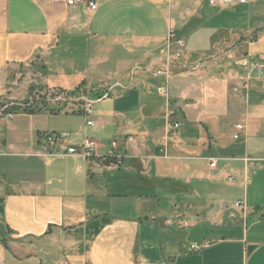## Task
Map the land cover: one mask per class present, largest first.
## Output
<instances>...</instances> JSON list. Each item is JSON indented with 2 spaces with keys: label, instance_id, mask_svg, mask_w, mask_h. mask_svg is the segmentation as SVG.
Segmentation results:
<instances>
[{
  "label": "crops",
  "instance_id": "0c3cea01",
  "mask_svg": "<svg viewBox=\"0 0 264 264\" xmlns=\"http://www.w3.org/2000/svg\"><path fill=\"white\" fill-rule=\"evenodd\" d=\"M94 2L0 0V264H264V0Z\"/></svg>",
  "mask_w": 264,
  "mask_h": 264
},
{
  "label": "built area",
  "instance_id": "2783aa9c",
  "mask_svg": "<svg viewBox=\"0 0 264 264\" xmlns=\"http://www.w3.org/2000/svg\"><path fill=\"white\" fill-rule=\"evenodd\" d=\"M228 3H234L235 0H227ZM240 3H245L246 0H238ZM210 4L215 6L218 2V0H209ZM66 3L69 6H73L77 3H86L92 10L96 9V5L94 0H66ZM161 91H165L164 89H161ZM30 104V103H29ZM28 106V105H24ZM9 109H11V105H6V104H0V117L1 116H7V117H12L13 112H11ZM92 109V104L89 103L87 105V112H91ZM92 122H89V125H91ZM69 137L68 133H63V134H54V135H48L47 137V142L51 145L59 144L66 140ZM97 147V142L93 140H87L80 146H70L67 149V153L70 155H79L85 158H92L95 157V149ZM216 163H213L212 166H215ZM263 218H264V212H263Z\"/></svg>",
  "mask_w": 264,
  "mask_h": 264
},
{
  "label": "trees",
  "instance_id": "16d2710c",
  "mask_svg": "<svg viewBox=\"0 0 264 264\" xmlns=\"http://www.w3.org/2000/svg\"><path fill=\"white\" fill-rule=\"evenodd\" d=\"M28 104H29V102L24 103V105H28ZM25 107H26V109H25ZM27 107H28V106H21V107L11 108V109H9V110H10L11 112H13V113H18L20 110L27 111V110H28Z\"/></svg>",
  "mask_w": 264,
  "mask_h": 264
},
{
  "label": "water",
  "instance_id": "95a60500",
  "mask_svg": "<svg viewBox=\"0 0 264 264\" xmlns=\"http://www.w3.org/2000/svg\"><path fill=\"white\" fill-rule=\"evenodd\" d=\"M256 248L255 245H250L247 249L248 255H250Z\"/></svg>",
  "mask_w": 264,
  "mask_h": 264
},
{
  "label": "rangeland",
  "instance_id": "374dc122",
  "mask_svg": "<svg viewBox=\"0 0 264 264\" xmlns=\"http://www.w3.org/2000/svg\"><path fill=\"white\" fill-rule=\"evenodd\" d=\"M55 96H54V94L51 96V98L53 99ZM60 100V99H59Z\"/></svg>",
  "mask_w": 264,
  "mask_h": 264
}]
</instances>
